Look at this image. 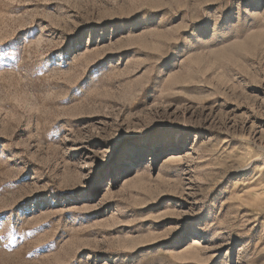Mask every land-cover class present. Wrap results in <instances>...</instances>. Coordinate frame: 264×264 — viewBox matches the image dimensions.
<instances>
[{
	"label": "rangeland",
	"instance_id": "obj_1",
	"mask_svg": "<svg viewBox=\"0 0 264 264\" xmlns=\"http://www.w3.org/2000/svg\"><path fill=\"white\" fill-rule=\"evenodd\" d=\"M0 264H264V0H0Z\"/></svg>",
	"mask_w": 264,
	"mask_h": 264
}]
</instances>
